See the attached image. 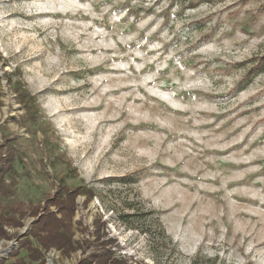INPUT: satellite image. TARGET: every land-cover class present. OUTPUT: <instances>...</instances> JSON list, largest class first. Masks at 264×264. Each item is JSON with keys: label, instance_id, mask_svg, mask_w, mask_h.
Here are the masks:
<instances>
[{"label": "rangeland", "instance_id": "1", "mask_svg": "<svg viewBox=\"0 0 264 264\" xmlns=\"http://www.w3.org/2000/svg\"><path fill=\"white\" fill-rule=\"evenodd\" d=\"M0 166L5 264L61 187L134 263L264 264V0H0Z\"/></svg>", "mask_w": 264, "mask_h": 264}, {"label": "trees", "instance_id": "2", "mask_svg": "<svg viewBox=\"0 0 264 264\" xmlns=\"http://www.w3.org/2000/svg\"><path fill=\"white\" fill-rule=\"evenodd\" d=\"M245 82L244 80L242 81ZM242 83V84H243ZM1 168V166H0ZM80 188L69 189L67 187H61L59 191L55 194L54 198H49L56 206L57 210L53 211L48 209L44 213L39 214V210L32 211L34 216H38L32 223L30 231L23 235L24 239L21 247L28 249V256L32 261H39L40 264L44 263V255L42 249L48 251L49 249L55 247L62 250L64 255L71 254L72 251L78 249L86 250L91 244L94 248L89 255H85L80 259L77 264H137L130 261L126 257L116 255L115 251L111 248L112 239H104V234H101L100 227H98L93 233L94 241H92V236L75 239V224L83 225V221L79 219L77 221L75 218L76 213V197L81 194ZM92 192L87 196L86 202L92 199ZM27 213L22 212L20 216H26ZM21 218H16L15 216H4L0 215V239L9 237L8 231L5 225L11 226H21ZM33 238L38 243L34 245ZM20 244V242H19ZM20 247V245H19ZM19 247L14 249L11 254L16 255L19 252ZM17 261L20 264H27L24 257H20ZM0 264H5V259H0ZM140 264V263H138Z\"/></svg>", "mask_w": 264, "mask_h": 264}]
</instances>
